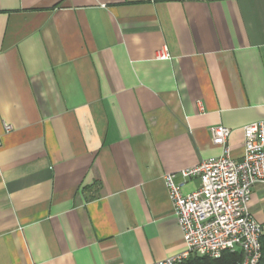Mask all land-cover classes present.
Instances as JSON below:
<instances>
[{
	"label": "crops",
	"instance_id": "0c3cea01",
	"mask_svg": "<svg viewBox=\"0 0 264 264\" xmlns=\"http://www.w3.org/2000/svg\"><path fill=\"white\" fill-rule=\"evenodd\" d=\"M263 119L264 0H0V264L179 253L163 176L195 190L210 127L239 160Z\"/></svg>",
	"mask_w": 264,
	"mask_h": 264
},
{
	"label": "built area",
	"instance_id": "2783aa9c",
	"mask_svg": "<svg viewBox=\"0 0 264 264\" xmlns=\"http://www.w3.org/2000/svg\"><path fill=\"white\" fill-rule=\"evenodd\" d=\"M157 56L164 59L168 55L160 52ZM10 129L4 124L5 131ZM230 132L223 125L211 126V141L221 146L222 152L179 171L183 178L198 177L195 190L182 193V184L173 180L174 173L163 176L185 248L154 264H181L190 255L216 258L224 250L236 249L242 252L236 264H258L264 225L251 215L248 203L252 186L264 184V119L242 127L239 160L229 154Z\"/></svg>",
	"mask_w": 264,
	"mask_h": 264
},
{
	"label": "trees",
	"instance_id": "16d2710c",
	"mask_svg": "<svg viewBox=\"0 0 264 264\" xmlns=\"http://www.w3.org/2000/svg\"><path fill=\"white\" fill-rule=\"evenodd\" d=\"M261 254L258 264H264V234L261 236ZM242 259L241 250H224L219 257L190 255L181 264H236Z\"/></svg>",
	"mask_w": 264,
	"mask_h": 264
}]
</instances>
